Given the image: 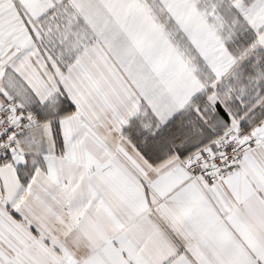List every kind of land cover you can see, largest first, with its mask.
I'll return each mask as SVG.
<instances>
[{"label": "snow or ice", "instance_id": "snow-or-ice-1", "mask_svg": "<svg viewBox=\"0 0 264 264\" xmlns=\"http://www.w3.org/2000/svg\"><path fill=\"white\" fill-rule=\"evenodd\" d=\"M0 264H264V0H0Z\"/></svg>", "mask_w": 264, "mask_h": 264}]
</instances>
